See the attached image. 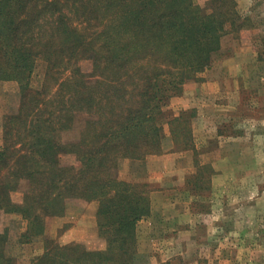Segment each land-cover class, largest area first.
<instances>
[{
    "label": "trees",
    "instance_id": "obj_1",
    "mask_svg": "<svg viewBox=\"0 0 264 264\" xmlns=\"http://www.w3.org/2000/svg\"><path fill=\"white\" fill-rule=\"evenodd\" d=\"M249 21L235 0H208L206 8L194 0H0V82H16L20 96L3 120L0 223L18 215L26 222L21 245L44 239L29 264L134 263L152 188L123 180L121 163L163 153V122L192 113L173 118L170 100ZM39 62L45 77L34 88ZM70 132L75 138L65 141ZM171 135L173 149L191 148L177 129ZM64 155L77 165H63ZM19 191L21 203L12 197ZM74 200L98 203L104 249L45 235L47 219L64 216ZM8 244L0 229V264H17Z\"/></svg>",
    "mask_w": 264,
    "mask_h": 264
},
{
    "label": "crops",
    "instance_id": "obj_2",
    "mask_svg": "<svg viewBox=\"0 0 264 264\" xmlns=\"http://www.w3.org/2000/svg\"><path fill=\"white\" fill-rule=\"evenodd\" d=\"M244 68L247 67L235 62L231 63L230 68L224 63L215 66L201 75L205 81L187 83L183 95L171 100V111L176 116L183 110L198 111V119L203 123V140L197 146L203 151L199 156V164L213 169L212 184L207 189H197L202 200L193 205L191 201H186L183 190L191 173H165L160 175L158 181H145L152 188L151 214L137 225L138 253L133 264H238V259L246 264L253 260L250 256L248 261V254L240 258V250L235 252L231 248L227 249L228 246H235L234 242H237V247L243 245L242 240L238 242L237 238L230 236L233 233L227 231L242 228L243 222L229 221L226 224L223 220L227 213H248L253 198L254 172L251 165L255 146L240 139L239 135H221L226 133L223 123H229L233 113L247 108V103H250L251 112L258 110L260 114H264V110L258 103L254 105L251 98L247 100V96L233 95L236 90L231 88V82L238 84L236 80L240 78L238 75ZM241 76L244 77L245 74L242 73ZM227 82H230L229 86ZM245 116V119L253 118L252 113ZM258 121L250 119L247 123L253 126L258 123L264 131V117ZM170 138V133H167L166 140L169 139V142L166 144L169 143V146L164 149L166 152L160 161L166 170H172L176 165L179 169L186 165L187 160L172 151L174 144L171 146ZM90 204L93 234L87 237L97 239L101 243L100 249H104L106 244L98 236V203ZM246 222L247 220L245 225ZM246 227L244 234L247 232ZM76 229L67 233L63 243L69 244L75 240L81 242V238H86L81 230ZM234 254H237V259Z\"/></svg>",
    "mask_w": 264,
    "mask_h": 264
},
{
    "label": "rangeland",
    "instance_id": "obj_3",
    "mask_svg": "<svg viewBox=\"0 0 264 264\" xmlns=\"http://www.w3.org/2000/svg\"><path fill=\"white\" fill-rule=\"evenodd\" d=\"M194 1L201 7L206 8L208 0ZM235 1L240 15L244 18H250L251 21L247 23L246 29L242 30L240 34L231 33L224 36L220 50L213 54L208 67L197 74L196 78L189 82L195 83L205 81L206 79L201 77V75L223 63L225 65L227 64L229 68L231 67L232 62H235L240 66L244 65L247 68H244L241 74L238 75L240 76V78L236 80L238 84L235 85V82H231V88L236 90V92H233V95L247 96V100L251 98L254 105H257L258 103V106L264 110V0ZM81 67L85 73H89L92 69L91 62L87 60L81 63ZM45 71L46 64L44 62H39L32 80L34 88H40L45 77ZM242 73L245 74L244 77L241 76ZM227 85L229 86L230 82H227ZM183 93L179 96H182ZM171 100L167 108H165V110H169L170 112H172ZM19 101L20 96L18 84L16 82H0V148L3 145V120L6 115L18 110ZM246 105L247 108H241L233 113V117L230 118L229 123H223V128L225 127L227 131L222 129L225 130L224 132L226 133L221 135H228V137H236L239 135L240 139H243L246 142H251L255 146L253 163L251 165L254 172L253 198L248 213H245L244 211L240 214L236 211L235 215L234 213H227L223 220L227 222L226 224H228L229 221H237L238 223L243 222L242 228L238 227L236 230L233 228L227 229V231L233 233L230 236L232 238H237L238 242L239 240H242L241 242H244L243 245L237 247V242H234L235 246H228L227 249L229 250V248H231L235 252H239L240 250L241 253L238 255L240 258H243V256L248 254V261L250 256H252L253 260L246 264H264V131L262 130L263 127H259L261 120L258 121V119L264 117V114H260L258 110H253L251 112L249 106L250 103H247ZM252 107L254 108L253 105ZM182 112L186 111L183 110L180 114ZM188 112L192 113L186 120H177L173 125L168 124L169 120L163 122L165 136L167 133H170L171 146H173L171 135V129L173 128L180 132L182 140H186L187 144H191V148L187 150L183 148L184 146L181 147L179 151L172 149V151L175 150L181 158L187 160L186 165L184 167L181 166L179 169L176 165L172 170H166L164 168V164L160 159L166 152L164 149L169 146V143L166 144V142H169V139L166 140L165 137L163 141V153L150 156L145 162L124 160L121 163L120 176L123 180L149 182V180L158 181L160 175L165 173H191L192 175L186 179L187 184L185 188H183L185 191V199L186 201H191L193 205L199 204V201L201 202L202 198H200L197 189H207L211 187L213 169L207 166L203 167L199 164V156L203 151L202 149H198L197 146L203 140V123L198 119L197 109H191ZM250 113H252L253 118L245 119V115H249ZM180 114L177 116L173 114L172 116L173 118H178ZM250 119L254 122L258 121L259 124L257 123L253 126L252 124L247 123ZM210 135L213 137V134ZM73 138H75L74 132L66 133L63 136L65 141L72 140ZM261 142H263V148ZM62 163L67 166H75L77 165V160L74 155H64L62 156ZM190 178L191 180H189ZM12 197L15 202L21 203L23 193L21 191L16 192ZM90 203L81 200L70 201L67 212L64 216L47 219L45 235L59 244L66 245L63 243V238L70 232V230L77 228L76 230H81V234H85L84 236H86V238L78 237L82 239L81 243H84L92 250L100 249L101 243H99L97 239L87 237L93 234L91 232L93 229L90 222ZM224 213L226 212L224 211ZM245 215H247L246 219L244 218ZM246 220L247 222L245 225L244 222ZM245 226H247L246 234H244ZM25 228L26 222L18 215L5 214L1 217L0 229L1 231H7L9 235V244L7 248L8 254L16 259L17 264H29L33 258L41 255L44 251V239L27 245H21L19 243V237ZM73 242L79 241L75 240ZM233 256H235L236 259L238 258L237 254H234ZM241 262L245 264L242 260L238 259V264Z\"/></svg>",
    "mask_w": 264,
    "mask_h": 264
}]
</instances>
